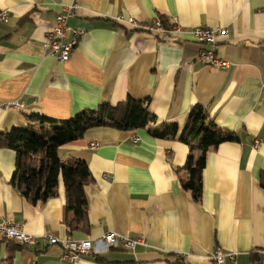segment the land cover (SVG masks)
<instances>
[{
  "label": "crops",
  "instance_id": "0c3cea01",
  "mask_svg": "<svg viewBox=\"0 0 264 264\" xmlns=\"http://www.w3.org/2000/svg\"><path fill=\"white\" fill-rule=\"evenodd\" d=\"M72 3L79 9L67 40L74 30L85 32L61 61L47 34ZM120 15L141 22L165 16L184 30L144 32ZM196 27H226L216 34V50L228 67L199 58L210 46L194 39ZM128 96L149 100L153 126L177 122L181 130L201 104L237 135L207 151L201 198L182 186L186 143L147 129L94 127L58 149L62 159H85L92 174L85 186L89 226L70 232L62 174L57 194L34 204L11 183L16 151L0 148V221L94 244L74 263L57 244L0 239V264H214L217 248L237 252L224 264H264V0H0V131L31 124L30 114L67 119ZM16 101L21 110L10 106ZM108 231L143 236L147 245L107 247L100 237Z\"/></svg>",
  "mask_w": 264,
  "mask_h": 264
},
{
  "label": "trees",
  "instance_id": "16d2710c",
  "mask_svg": "<svg viewBox=\"0 0 264 264\" xmlns=\"http://www.w3.org/2000/svg\"><path fill=\"white\" fill-rule=\"evenodd\" d=\"M162 19L170 25L165 16ZM27 117L31 124L0 131V148L13 149L17 154L11 183L27 200L36 204L57 194L62 174L66 187V223L70 232L89 226L85 186L92 174L85 159L75 156L62 159L58 153L62 144L80 139L89 129L99 126L119 130L147 129L155 138L180 140L189 146L184 166L188 175L182 179V186L191 190L198 200L202 196L207 151L238 138L234 132L220 127L201 104L191 107L181 130L177 122L153 126L157 116L150 110L149 100L132 96L117 104L102 102L96 108L84 109L67 119H50L39 113ZM260 183L264 188V173Z\"/></svg>",
  "mask_w": 264,
  "mask_h": 264
},
{
  "label": "built area",
  "instance_id": "2783aa9c",
  "mask_svg": "<svg viewBox=\"0 0 264 264\" xmlns=\"http://www.w3.org/2000/svg\"><path fill=\"white\" fill-rule=\"evenodd\" d=\"M78 9L79 5L77 3L64 6L63 11L58 13L56 17L55 26L47 34V47L50 49L51 53L61 61L70 59L72 52L77 45L78 38L85 32V30H74L73 38L67 40L69 18L75 16ZM3 15L4 14L1 16ZM117 19L128 22L136 30L150 33L163 32L168 34L184 30L176 21L167 26L161 17L155 18L149 22H141L133 17L125 19V17L121 15L117 17ZM226 31V27L217 29L196 27L190 30L194 39L198 43L210 46L208 48L204 47L199 53V58L205 64L214 68L228 67V61L219 57L216 50V34L225 33ZM10 106L15 110H21L24 105L16 101L11 102ZM258 142L259 141H257V143ZM91 146L96 147L97 145L96 143H92ZM0 239L11 241L19 245H31L39 241H45L49 245L57 244L63 249L62 258L74 263H77L83 255L90 254L94 251V244L90 238L77 240L71 237L61 239L50 234L36 235L27 232L21 223L9 219L0 221ZM100 240L107 247H118L121 245L127 250H134L138 245H147V241L143 236L132 237L117 231L105 232L100 237ZM178 255L180 256V254ZM236 255V251L225 252L222 249L217 248L212 254V259L214 260V264H224L227 259H235Z\"/></svg>",
  "mask_w": 264,
  "mask_h": 264
},
{
  "label": "rangeland",
  "instance_id": "374dc122",
  "mask_svg": "<svg viewBox=\"0 0 264 264\" xmlns=\"http://www.w3.org/2000/svg\"><path fill=\"white\" fill-rule=\"evenodd\" d=\"M39 126V125H38Z\"/></svg>",
  "mask_w": 264,
  "mask_h": 264
}]
</instances>
